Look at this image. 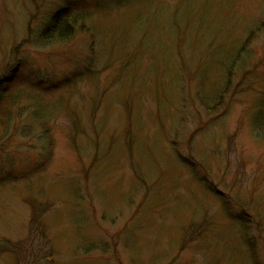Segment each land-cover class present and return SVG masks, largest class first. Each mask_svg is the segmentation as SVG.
<instances>
[{
  "label": "rangeland",
  "instance_id": "374dc122",
  "mask_svg": "<svg viewBox=\"0 0 264 264\" xmlns=\"http://www.w3.org/2000/svg\"><path fill=\"white\" fill-rule=\"evenodd\" d=\"M0 86V264H264V0H0Z\"/></svg>",
  "mask_w": 264,
  "mask_h": 264
},
{
  "label": "trees",
  "instance_id": "16d2710c",
  "mask_svg": "<svg viewBox=\"0 0 264 264\" xmlns=\"http://www.w3.org/2000/svg\"><path fill=\"white\" fill-rule=\"evenodd\" d=\"M72 10V6H69L67 9L59 10L55 15H53V19L48 26H45V30L43 31V37L46 40H55V38L64 37L66 34H69L71 29L75 28V25L78 20H83L82 15L74 16ZM65 38V37H64ZM17 84V83H16ZM50 84L42 83L40 86L45 90L47 87L49 88ZM10 91V92H9ZM19 94L17 92L12 93L11 90L2 89L0 86V140L4 139L9 133L10 121H11V110L9 105L11 103H15L16 99H18Z\"/></svg>",
  "mask_w": 264,
  "mask_h": 264
}]
</instances>
